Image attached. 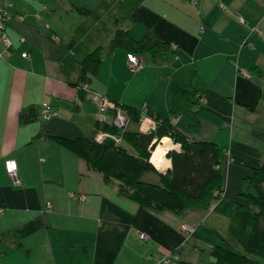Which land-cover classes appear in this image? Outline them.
<instances>
[{"label":"crops","instance_id":"1","mask_svg":"<svg viewBox=\"0 0 264 264\" xmlns=\"http://www.w3.org/2000/svg\"><path fill=\"white\" fill-rule=\"evenodd\" d=\"M8 1L12 48L0 57V264H160L169 254L168 264H212L216 245L242 251L254 211L240 195L242 178L264 161V0L195 6L189 0H0V6ZM117 29L134 40L149 32L154 42L136 53L143 66L134 74L130 51L109 47ZM96 47L103 48L97 71L82 77L81 61ZM174 83L207 100L196 131L184 115L175 127L225 152L222 192L206 208L142 207L52 138L109 132L113 113L99 111L102 97L169 119ZM44 102L56 111L49 120L39 118ZM124 131L140 132L138 121L131 118ZM179 148L170 145L165 153ZM165 153V163L153 164L156 171L142 172L140 181L160 183L171 168ZM6 159L16 161L20 186L11 183ZM184 224L191 234L181 230ZM260 251L263 258L253 257L264 264Z\"/></svg>","mask_w":264,"mask_h":264},{"label":"trees","instance_id":"2","mask_svg":"<svg viewBox=\"0 0 264 264\" xmlns=\"http://www.w3.org/2000/svg\"><path fill=\"white\" fill-rule=\"evenodd\" d=\"M153 44L149 32L142 39L134 40L127 31L117 29L109 47H123L136 54L154 48ZM102 49L96 47L81 61L82 77L96 73ZM170 92L171 116L169 119H158L154 131L130 134L111 127L109 132L120 135L135 153L129 152L121 143L116 144L112 140L99 143L94 137L87 136L52 138L79 155L90 169L102 173L104 180L115 186L118 193L142 207L166 209L174 213H179L187 206L206 208L211 199L216 197L214 192H222L220 164L225 152L214 142L188 137L172 122V118L184 115L189 128L192 131L198 129V118L205 107L201 106L195 97L196 93H200L199 90L183 88L174 83ZM125 110L131 118L139 120L140 111L132 107ZM164 136L180 145L179 150H169L166 153L171 168L159 175L160 183L157 185L140 181L139 175L142 172L156 171L150 162V150L155 147V142ZM154 139L156 141H153ZM242 183L244 188L240 195L246 197L254 209L250 234L243 243L242 251L221 245L214 246L211 250L212 264H260L253 255L264 247V161L251 167L242 178Z\"/></svg>","mask_w":264,"mask_h":264},{"label":"built area","instance_id":"3","mask_svg":"<svg viewBox=\"0 0 264 264\" xmlns=\"http://www.w3.org/2000/svg\"><path fill=\"white\" fill-rule=\"evenodd\" d=\"M190 4L195 6L198 3V0H189ZM12 6L11 2H6L3 6H0V46H1V50H0V57H5L8 56L10 54L11 48H12V43L11 40L6 32V26L7 23L11 17L10 14V10L9 8ZM219 7L224 8L223 4H218ZM38 17L40 15H37ZM238 22L240 24L245 23V20L243 17L239 16L238 17ZM251 31L257 34H261V30L259 27L257 26H253L251 28ZM52 38L54 40H58L57 35H52ZM245 42V41H244ZM246 45L250 48H253V44L250 42H245ZM172 48L175 49L176 45H172ZM21 56L23 58H29V54L26 52H22ZM127 63H128V69L129 72L134 74L136 72H138L143 64H142V59L136 55V54H132L129 53L127 54ZM240 72L244 75H248V72L245 69H241ZM83 89L87 88V85L84 84L82 85ZM195 97L198 99V103L201 106H205L207 103L206 98L204 97V95L200 94V93H196ZM99 111L100 112H106V111H112L113 113V117H112V126L120 131H124L131 119L130 115H128L125 110L122 108L121 104L115 101H112L108 98L102 97L99 101ZM56 115V111L54 109L51 108V106L44 102L41 105V110H40V116L39 118L42 120H49L50 118H52L53 116ZM172 122L175 123L176 122V118H172ZM158 124V119L147 115L143 110H141L139 112V120H138V126L140 129V132L143 133H148L151 131H154L157 127ZM163 137L157 140V144L162 143ZM169 139V143H171V145H175L178 143H173L171 141V139L168 137ZM94 140L97 142H102L105 140H112L113 142H115L116 144H120L122 138L120 135L117 134H113L111 132L108 131H97L94 135ZM153 141H156V139H154ZM171 141V142H170ZM179 145V144H178ZM152 163V162H151ZM154 164V163H152ZM155 165V164H154ZM156 166V165H155ZM4 167H5V171L11 181V183L15 186H20L21 185V180L18 176V167H17V163L14 159H6L4 161ZM71 196H77L74 193H70ZM214 195L216 197H218L220 194L215 191ZM215 197V198H216ZM78 199L81 201H85L87 199V197L85 195H78ZM47 206H50V203H47ZM4 209L0 208V214L4 213ZM181 230L184 232L185 235H189L193 232V228L189 225H182L181 226ZM138 237L141 240H147L148 239V234L145 232H139L138 233ZM170 254L167 255L164 258L159 259V263L160 264H168L169 263V258H170ZM153 257L152 256H148V259L151 260Z\"/></svg>","mask_w":264,"mask_h":264},{"label":"bare ground","instance_id":"4","mask_svg":"<svg viewBox=\"0 0 264 264\" xmlns=\"http://www.w3.org/2000/svg\"><path fill=\"white\" fill-rule=\"evenodd\" d=\"M162 143L155 145V147L151 150L150 161L154 163L156 166L161 167L165 163L164 153L166 148H168L171 144L169 143L168 137L164 136Z\"/></svg>","mask_w":264,"mask_h":264},{"label":"rangeland","instance_id":"5","mask_svg":"<svg viewBox=\"0 0 264 264\" xmlns=\"http://www.w3.org/2000/svg\"><path fill=\"white\" fill-rule=\"evenodd\" d=\"M172 141V140H171ZM170 141V142H171ZM173 142V141H172ZM158 142H155V144H157ZM174 143V142H173ZM171 144V143H170ZM165 155H166V153H165ZM150 156H151V152H150ZM167 157V156H166ZM259 254H258V256H260L261 258H263V254H262V252L260 251V252H258Z\"/></svg>","mask_w":264,"mask_h":264}]
</instances>
